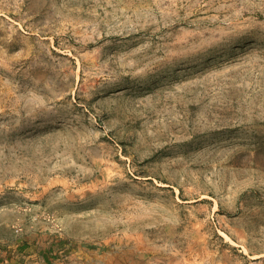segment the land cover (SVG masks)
<instances>
[{
	"label": "rangeland",
	"instance_id": "374dc122",
	"mask_svg": "<svg viewBox=\"0 0 264 264\" xmlns=\"http://www.w3.org/2000/svg\"><path fill=\"white\" fill-rule=\"evenodd\" d=\"M0 264H264V0H0Z\"/></svg>",
	"mask_w": 264,
	"mask_h": 264
}]
</instances>
